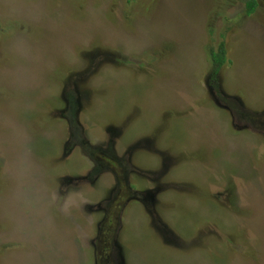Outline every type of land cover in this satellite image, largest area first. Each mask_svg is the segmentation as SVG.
Wrapping results in <instances>:
<instances>
[{
	"label": "rangeland",
	"instance_id": "1",
	"mask_svg": "<svg viewBox=\"0 0 264 264\" xmlns=\"http://www.w3.org/2000/svg\"><path fill=\"white\" fill-rule=\"evenodd\" d=\"M247 1L0 0V264H264Z\"/></svg>",
	"mask_w": 264,
	"mask_h": 264
},
{
	"label": "trees",
	"instance_id": "2",
	"mask_svg": "<svg viewBox=\"0 0 264 264\" xmlns=\"http://www.w3.org/2000/svg\"><path fill=\"white\" fill-rule=\"evenodd\" d=\"M258 7L257 0H248L247 1V11L249 14L256 11ZM210 59L212 60V64L215 66L214 73L217 74V72L227 63L229 62V59L227 58V55H225V50L223 46L220 47L218 51L212 50ZM176 186H179V184H176ZM176 189V188H174Z\"/></svg>",
	"mask_w": 264,
	"mask_h": 264
},
{
	"label": "flooded vegetation",
	"instance_id": "3",
	"mask_svg": "<svg viewBox=\"0 0 264 264\" xmlns=\"http://www.w3.org/2000/svg\"><path fill=\"white\" fill-rule=\"evenodd\" d=\"M134 145L131 147V149H130V151H132V150H134V149H136L137 148V146H138V142L136 141L135 143H133ZM86 154V153H85ZM132 165H134V166H137V167H139L138 165H136L135 164V162L132 160ZM163 165H165V162H164V164ZM138 169V168H137ZM135 170V169H134ZM149 172V171H148ZM152 174H156L157 173V171L156 172H154V171H150ZM161 178V177H160Z\"/></svg>",
	"mask_w": 264,
	"mask_h": 264
}]
</instances>
